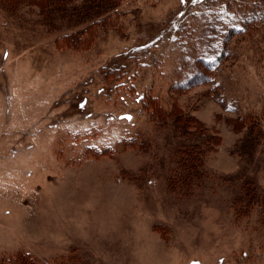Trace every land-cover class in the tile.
Wrapping results in <instances>:
<instances>
[{
    "label": "rangeland",
    "instance_id": "obj_1",
    "mask_svg": "<svg viewBox=\"0 0 264 264\" xmlns=\"http://www.w3.org/2000/svg\"><path fill=\"white\" fill-rule=\"evenodd\" d=\"M96 1L0 0V264H264V137L229 120L264 129V20L222 44L243 0H127L91 43H66ZM220 51L200 83L197 59ZM149 95L202 130L150 121Z\"/></svg>",
    "mask_w": 264,
    "mask_h": 264
},
{
    "label": "trees",
    "instance_id": "obj_2",
    "mask_svg": "<svg viewBox=\"0 0 264 264\" xmlns=\"http://www.w3.org/2000/svg\"><path fill=\"white\" fill-rule=\"evenodd\" d=\"M3 1H12V0H3ZM59 0H35L36 3H38L39 6L50 4L53 6H56ZM127 2V0H97V7L95 8V11H93L87 20V25L84 27V29L80 33H76L75 35H66L64 37V40L66 43L73 45H85L88 43H91L94 39L93 36L95 34V29L98 30H104L105 28H108L109 26L112 27L114 25V22L116 19L122 15V13L125 11L123 10V5ZM243 2L246 3V6H251V15L246 17V19L242 22L240 27L236 26L232 22L229 21H223V28L225 30V33L223 34L224 38L222 41L227 42L229 39V36L232 34H236L238 32L246 31V28L248 29L247 25L252 23L253 21L260 22L261 20H264V0H243ZM230 15L226 14L224 18H228ZM214 24V21L212 22ZM223 51L217 52L216 55L212 58H199L197 59V62H199V73L200 75V83L207 84L208 81V74L206 71L208 70H215V68L219 65L220 60L223 58ZM203 69V70H201ZM202 71V72H201ZM111 72H107L108 74ZM192 75L190 78L177 82L174 85H172V88L170 90H185L189 87L193 79H195L197 74ZM169 96L168 97H158V96H143L141 98V106L142 110L147 114L150 121H160L168 118H173L174 124L179 129H190L192 131H197V129L202 130L199 123H197L195 120H192L190 118H185L182 116V112L178 110L174 104L169 103ZM262 111V119H264V106L261 109ZM259 117V116H258ZM256 114L252 115V113L244 114V115H238L234 119L231 120V126L234 130H243L247 129V126L250 128L252 132H254L255 138H263L262 135L264 133V129L262 128L260 124V120L256 119ZM131 143H133V140L130 139L123 143V146H129ZM206 146L209 148V152L213 150V147H216L219 144V139L217 137V134L215 132H211L209 134V137L205 141ZM201 149L198 146H184L180 149L179 154L181 157H184L183 160H180V167L184 171H189L191 169H194V165H198L200 163V156H201ZM248 193H253L252 191H249ZM15 264H41L35 261L32 257L29 255H16L15 256Z\"/></svg>",
    "mask_w": 264,
    "mask_h": 264
}]
</instances>
